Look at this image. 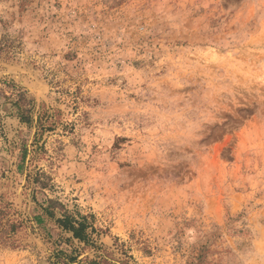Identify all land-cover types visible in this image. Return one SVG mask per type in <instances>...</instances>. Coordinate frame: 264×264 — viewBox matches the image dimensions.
Masks as SVG:
<instances>
[{"label":"rangeland","instance_id":"374dc122","mask_svg":"<svg viewBox=\"0 0 264 264\" xmlns=\"http://www.w3.org/2000/svg\"><path fill=\"white\" fill-rule=\"evenodd\" d=\"M48 199L111 264H264V0H0V264L94 257Z\"/></svg>","mask_w":264,"mask_h":264},{"label":"trees","instance_id":"16d2710c","mask_svg":"<svg viewBox=\"0 0 264 264\" xmlns=\"http://www.w3.org/2000/svg\"><path fill=\"white\" fill-rule=\"evenodd\" d=\"M19 99L21 102L24 101L23 94H19ZM18 109L21 121L25 123L31 122V116L29 114L31 109L29 107H26L24 104L19 105ZM56 204L57 201L48 199L47 206L43 208V211H45V214L48 217L54 218L56 224L60 228L71 233V237L66 238V240L71 241L72 239H76L77 241L82 242L84 246H91L96 252L94 257L92 258L84 256L78 259L80 252H76V249H71L70 252L57 250L53 254L54 264H74L75 262L76 264H111V261L107 258V254L102 255L98 253V249H102V246L95 244L90 233L87 231V228L89 226L87 216L82 214H77V216H75L67 212V210H63V212H61V216H56L54 211L56 208ZM58 204L60 203L58 202ZM37 219L38 221L41 220L40 217H38ZM14 230V223L9 222L8 220L6 222H2L0 220V239H4L2 240L4 243H10L9 239L12 235L11 233H13ZM123 263L126 264V261H124Z\"/></svg>","mask_w":264,"mask_h":264}]
</instances>
